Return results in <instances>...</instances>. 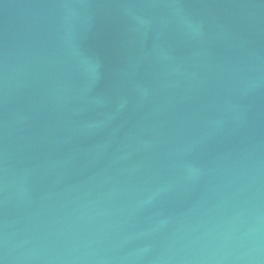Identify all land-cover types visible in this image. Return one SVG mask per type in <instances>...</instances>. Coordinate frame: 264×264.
Here are the masks:
<instances>
[{
	"label": "water",
	"instance_id": "obj_1",
	"mask_svg": "<svg viewBox=\"0 0 264 264\" xmlns=\"http://www.w3.org/2000/svg\"><path fill=\"white\" fill-rule=\"evenodd\" d=\"M0 264H264V0H0Z\"/></svg>",
	"mask_w": 264,
	"mask_h": 264
}]
</instances>
